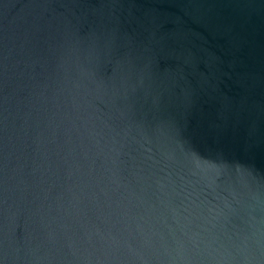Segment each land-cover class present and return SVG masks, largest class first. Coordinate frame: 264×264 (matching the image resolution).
<instances>
[{"label":"water","instance_id":"95a60500","mask_svg":"<svg viewBox=\"0 0 264 264\" xmlns=\"http://www.w3.org/2000/svg\"><path fill=\"white\" fill-rule=\"evenodd\" d=\"M0 264H264V0H0Z\"/></svg>","mask_w":264,"mask_h":264}]
</instances>
